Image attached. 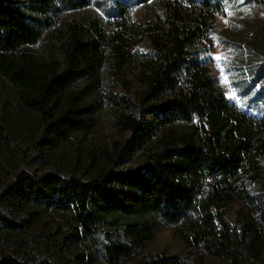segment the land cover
<instances>
[{"label":"trees","instance_id":"16d2710c","mask_svg":"<svg viewBox=\"0 0 264 264\" xmlns=\"http://www.w3.org/2000/svg\"><path fill=\"white\" fill-rule=\"evenodd\" d=\"M147 1L106 0L119 27L113 45L118 56L124 33L134 26L130 10ZM230 1L160 0L165 20L148 37L149 62L139 72L141 88L132 104L136 111L128 107L120 114L125 138L100 147V163L85 177L17 173L0 192V229L23 227L25 219L17 214L28 204L68 210L100 258L116 264L150 239L155 221L145 216L152 214L176 228L191 258L184 264H204V255L229 264L258 259L264 227L251 214L239 215L236 224L224 218L236 197L250 198L245 174L250 157L264 149V117L228 100L209 69L212 19ZM86 4L0 0V76L14 89L18 105L38 116L34 145L40 152L96 124L95 107L84 98L99 85L100 35L69 24L61 62L38 61L27 49L52 23L51 13ZM76 81L86 84L72 89ZM138 150L143 158L122 168ZM130 215L135 218L127 220ZM0 264L26 262L0 254Z\"/></svg>","mask_w":264,"mask_h":264},{"label":"rangeland","instance_id":"374dc122","mask_svg":"<svg viewBox=\"0 0 264 264\" xmlns=\"http://www.w3.org/2000/svg\"><path fill=\"white\" fill-rule=\"evenodd\" d=\"M164 13L160 0L132 7L130 19L134 26L124 33L122 56L113 48L118 41L115 34L119 27L106 0H88L81 9L51 13L52 23L43 29L36 42L27 46L38 61H62V43L71 23L84 27V32L100 35L104 59L99 70V85L84 98L95 107L96 124L87 131L73 132L68 141L40 152L34 145L38 116L18 105L14 89L0 76V192L22 171L33 176L52 172L85 177L100 163V147L125 138L126 134L120 129V114L128 107L136 111L132 104L137 103L141 88L139 72L149 62L148 37L162 29ZM209 43V69L226 98L246 112L264 117V0L228 2L212 19ZM85 84L76 81L71 88L80 89ZM262 133L264 139V129ZM143 156L142 150L135 151L121 167H134ZM250 163L252 166L244 180L250 198L236 197L226 208L224 218L229 224H236L239 215L251 214L264 227V149L250 157ZM145 217L155 221L150 239L116 264H184L191 260L172 224L152 214ZM21 218L25 219L23 227L0 229V254H10L26 264L37 261L107 264L74 222L70 211L28 204L17 214V219ZM134 218L130 215L127 220ZM203 259L204 264H229L206 255ZM240 264H264V249L258 259L244 260Z\"/></svg>","mask_w":264,"mask_h":264},{"label":"snow or ice","instance_id":"6c2138e0","mask_svg":"<svg viewBox=\"0 0 264 264\" xmlns=\"http://www.w3.org/2000/svg\"><path fill=\"white\" fill-rule=\"evenodd\" d=\"M220 57H217V59H219Z\"/></svg>","mask_w":264,"mask_h":264}]
</instances>
